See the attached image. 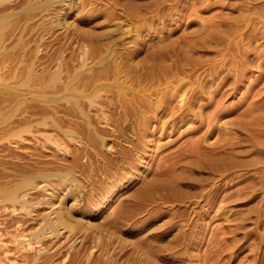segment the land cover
<instances>
[{
  "label": "rangeland",
  "instance_id": "1",
  "mask_svg": "<svg viewBox=\"0 0 264 264\" xmlns=\"http://www.w3.org/2000/svg\"><path fill=\"white\" fill-rule=\"evenodd\" d=\"M0 20V188L28 197L0 194L1 222L30 240L72 215L20 264H264V0H0Z\"/></svg>",
  "mask_w": 264,
  "mask_h": 264
},
{
  "label": "bare ground",
  "instance_id": "2",
  "mask_svg": "<svg viewBox=\"0 0 264 264\" xmlns=\"http://www.w3.org/2000/svg\"><path fill=\"white\" fill-rule=\"evenodd\" d=\"M39 3V2H38ZM41 5V4H40ZM34 7V6H33ZM6 8V7H5ZM18 9V8H17ZM47 11V10H46ZM31 15V14H30ZM28 17V16H27ZM5 18V17H4ZM6 19V18H5ZM23 19V18H22ZM1 21V20H0ZM8 21V20H7ZM8 24V23H7ZM3 26V25H2ZM1 29H2V27H1ZM6 29V28H5ZM21 36V35H20ZM3 38V37H2ZM26 49V48H25ZM21 53V52H20ZM14 54V53H13ZM38 169V168H37ZM59 170V169H58ZM48 173V172H47ZM37 174V173H36ZM43 174V173H42ZM45 175H46V173H44ZM1 175V174H0ZM9 175V174H8ZM50 176V175H49ZM20 177V176H19ZM38 177V176H37ZM40 177H41V174H40ZM11 178V177H10ZM30 178V177H29ZM36 178V177H35ZM42 178H48V174H47V177H44V175L42 176ZM25 179V178H24ZM23 179V180H24ZM40 179V178H39ZM22 180V181H23ZM34 180V179H33ZM45 180V179H44ZM43 180V181H44ZM5 181V180H4ZM12 182H13V180H11ZM20 181V180H19ZM36 181V180H35ZM38 181V180H37ZM42 181V182H43ZM16 182V181H15ZM21 183V182H20ZM5 184V183H4ZM10 184V183H9ZM32 184H34L33 182H32V179H26V180H24L23 181V183L21 184V188L23 187V188H25V189H28V187H30V186H32ZM17 186L19 185V184H16ZM16 186V187H17ZM45 186H48V184L47 185H45ZM51 186V185H50ZM14 187H15V185H14ZM14 187H11V188H14ZM2 188H4V187H2ZM2 188H0L1 190H0V194H2V195H5L6 197H5V201L6 202H10V203H12V205H15V204H18L19 206H20V208H22V210H24V211H26L25 210V207H27V199L25 200V197H27V194L25 193V195H23L21 198L17 195V192L18 191H20V190H17L18 189V187L17 188H15L16 190H17V192L15 191V190H6L5 188L4 189H2ZM31 188V187H30ZM41 188V187H40ZM43 188V187H42ZM48 188V187H47ZM50 188V187H49ZM45 189V188H44ZM22 190V189H21ZM28 191H29V189H28ZM32 192H34L33 190H31ZM30 192V191H29ZM45 192H47V190L45 191ZM28 193V192H27ZM31 193V192H30ZM18 194H19V192H18ZM29 195V194H28ZM72 197H74V196H72ZM80 197V196H79ZM0 198H2L1 196H0ZM28 198V197H27ZM4 199V198H3ZM76 199V198H75ZM29 201H30V197H29V199H28ZM78 200V199H77ZM75 201L74 203H72V204H70L72 207H73V205H75V203H78L79 204V202L78 201ZM1 201H2V199H1ZM0 201V203L2 204V202ZM71 201V200H70ZM33 202V201H32ZM9 204V203H8ZM30 204V203H29ZM33 204V203H32ZM31 204V205H32ZM48 204V203H47ZM3 205H4V202H3ZM34 205V204H33ZM36 205H38V204H35V206H33V207H37ZM50 205V204H49ZM52 206L54 205V204H51ZM67 205V204H66ZM17 206V205H16ZM14 207V208H17V207ZM40 206V205H39ZM47 206V205H46ZM55 206V205H54ZM70 206V208L72 209V207ZM80 206V205H79ZM31 207V206H30ZM51 207V206H50ZM57 207V206H56ZM77 207V206H76ZM48 208V207H47ZM46 208V209H47ZM2 209V208H1ZM18 209V208H17ZM36 209V208H35ZM64 209V208H63ZM63 209H57V210H54V211H52V213H49L48 215H47V218L44 220V221H46V223H45V225L46 224H48V228L47 229H49L50 228V230H52V232H53V234H51V236H48V237H52V238H57L58 236H59V233L58 232H56L57 230H56V225H57V223L58 224H61L60 222H62V224L63 225H65L66 224V221H65V217H67V219L69 218V216L71 215L70 213L68 214V213H65V211H63ZM32 210V208L30 209V211ZM17 210L15 209V210H13V212L15 213ZM32 211H34V210H32ZM72 211V210H71ZM3 212V211H2ZM5 212V211H4ZM21 212V211H20ZM27 212V211H26ZM67 212H68V210H67ZM13 213V214H14ZM18 213H19V211H18ZM22 213V212H21ZM21 213H20V215L19 216H21ZM72 213V212H71ZM16 214V213H15ZM23 215L25 214L24 212L22 213ZM30 214V213H29ZM26 215V214H25ZM24 215V216H25ZM31 215V214H30ZM30 215H28V213H27V216H30ZM54 215V216H53ZM18 216V217H19ZM32 216V215H31ZM72 216V215H71ZM74 216V215H73ZM15 217H17V215L15 216ZM44 217H46V216H44ZM43 218V217H42ZM2 219V218H1ZM1 219H0V264H20V260L23 258V256H22V254H20V251L21 250H26V249H28V248H26V246H30L31 248H33L32 247V243L34 242V243H42V239L44 240V232H46L47 231V229H46V231H44L45 229H40V230H42V232L41 233H39L38 235H36L33 239H30V238H28V239H30V240H25V233H23V232H21V231H19L20 229H21V221H22V218H21V221L20 220H18L17 221V219H16V221L14 220V223L16 222V224H17V227H16V229L15 230H13V232L15 231V233H13V234H11L10 232H7L8 230H7V228L6 229H4V227H5V225L3 226V224L4 223H2L1 222ZM20 219V218H19ZM25 220H27L26 219V216H25V218H24ZM44 219V218H43ZM71 219V218H70ZM69 220V219H68ZM36 221V220H35ZM6 223V222H5ZM9 223L11 224V222L9 221ZM13 223V224H14ZM25 223V222H24ZM23 223V224H24ZM69 223V222H68ZM7 224V223H6ZM12 224V225H13ZM70 224V223H69ZM3 226V229L4 230H6V231H4L3 229H1V227ZM23 226V225H22ZM47 226V225H46ZM7 227V226H6ZM9 227V226H8ZM66 227V226H65ZM69 228H70V226H68ZM73 227V226H72ZM20 228V229H19ZM63 228V227H62ZM59 230V229H58ZM10 231H12V230H10ZM48 234V233H47ZM48 237L46 238V239H48ZM51 238V239H52ZM57 240H58V238H57ZM68 241V240H67ZM73 243V242H72ZM43 246V245H42ZM41 246V247H42ZM37 247V246H36ZM36 249V248H35ZM33 250V249H32ZM30 251V250H29ZM22 252H24V251H22ZM21 252V253H22ZM27 252V251H26ZM36 252V251H35ZM40 252V251H39ZM41 253V252H40ZM19 254V255H18ZM26 254V253H25ZM24 254V255H25ZM42 254V253H41ZM46 254V253H45ZM12 255H15L16 257H15V259L14 260H12L11 261V259H10V257ZM43 255V254H42ZM26 256H27V254H26ZM41 256V255H40ZM47 256V255H46ZM51 256V255H50ZM14 257V256H13ZM38 257V256H37ZM44 257V256H43ZM34 258V257H33ZM32 258V259H33ZM31 259V258H30ZM39 259H41V258H39ZM24 260H28V259H26L25 257H24ZM36 261H34L35 263L37 262V261H39L38 260V258H36L35 259ZM32 261V260H31ZM28 262V261H27ZM25 263V262H24ZM23 264V263H22ZM25 264H30V263H25Z\"/></svg>",
  "mask_w": 264,
  "mask_h": 264
}]
</instances>
